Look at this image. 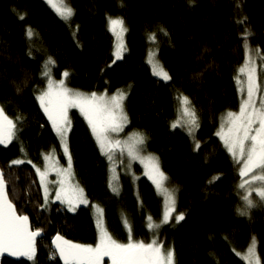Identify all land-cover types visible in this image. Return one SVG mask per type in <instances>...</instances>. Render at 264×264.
I'll return each instance as SVG.
<instances>
[{
  "label": "trees",
  "instance_id": "1",
  "mask_svg": "<svg viewBox=\"0 0 264 264\" xmlns=\"http://www.w3.org/2000/svg\"><path fill=\"white\" fill-rule=\"evenodd\" d=\"M66 2L73 15L64 21L41 0H0V108L16 126L11 142L0 144V170L17 213L44 235L32 259L1 264H61L50 249L56 235L94 246V204L102 207L106 229L121 243L128 241L121 215L134 238L145 243L151 240L148 218L161 222L162 202L151 184L136 167L135 185L123 172L112 180L108 159L76 110L68 115L67 146L74 180L89 206L69 213L57 203H44L33 165L42 167L43 157L59 149L37 96L49 78L60 80L65 72L71 89L124 94V135H143L145 150L158 158L175 191L176 214L185 217L160 224L157 232V242L173 251L174 264H244L237 252L253 240L264 264V204L240 214L238 165L215 135L219 118L239 108L235 72L243 62L244 42L258 47L264 59V0ZM113 17L126 26V52L114 63L107 27ZM151 36L170 76L167 82L154 78L146 64ZM46 64L50 77L43 75ZM179 97H187L195 110L199 126L193 139L172 127ZM104 262L111 264L108 258Z\"/></svg>",
  "mask_w": 264,
  "mask_h": 264
},
{
  "label": "snow or ice",
  "instance_id": "2",
  "mask_svg": "<svg viewBox=\"0 0 264 264\" xmlns=\"http://www.w3.org/2000/svg\"><path fill=\"white\" fill-rule=\"evenodd\" d=\"M47 3L62 19L67 21L72 17L73 9L66 0H47ZM20 18L23 19V16ZM109 28L117 38L115 56L116 59H120L124 50L123 34L126 31L124 21L119 18H110ZM27 35L31 37L33 31L29 29ZM149 39L154 40L155 37L151 36ZM247 47L246 43L245 48L247 49ZM49 63L54 62L50 60ZM148 63L152 67L153 75L159 76L165 81L170 79L169 74L155 60L154 54H149ZM251 63V56L249 55L245 65L239 69L240 73L247 74V99L242 101L238 113L229 112L227 114V129L225 130L222 126L217 133L234 162L237 165H242L239 171L242 182L239 187L247 192V195L243 196L247 208L254 206L251 199L253 191L264 201V97H260L259 106H257V93L260 89L256 82L255 68L251 67ZM44 75L48 76L49 73L46 71ZM63 75L67 77L69 74L65 72ZM237 82L241 83L239 77ZM241 91H244L243 86ZM37 99L60 138L68 161L67 168H60L58 162H54L44 171L39 168L36 169L45 189V202L48 199V172L55 170L57 176L65 177L59 182L56 199L62 204H67L68 210L74 212L79 205H87L88 201L83 195V189L68 183V179L72 176V158L67 146V133L71 127L68 116L69 109H79L87 120L101 153L107 156L110 161L114 159L115 150L119 149L123 153L125 148H127L129 157L132 159L140 158L137 146L144 144V137L142 134L134 133L130 142L123 143L112 138L113 133L123 131L128 123V117L123 109L125 96L122 92L118 91L117 95L111 97H107L106 94L98 96L95 92L85 95L67 88L64 80L54 82L49 79L47 91L43 92ZM181 104L183 105V116L187 118L183 123L189 125L188 131L189 134H192L194 129L199 126L195 110L190 107V101L187 97L181 98ZM177 126H181L180 121L172 124L173 128ZM15 127L13 121L4 114L3 108H0V144L11 142L15 136ZM53 159L52 154L45 156L46 161ZM140 159L145 163V168L148 169L146 174L156 185L158 192L164 195L165 211L162 223L166 224L176 211L175 198L172 192L164 186L167 177L160 171L158 158L148 156ZM12 163L21 164L23 161L15 160ZM112 191L117 192L118 189L112 186ZM96 213L99 238L95 246L73 243L60 235L54 238L53 244L63 260V264H104L105 257L110 259L111 264H174L173 251H165L163 245L155 239L148 243L134 241L127 219L124 220V224L128 227L129 239L126 243L118 242L104 226V210L96 206ZM240 214L244 215L246 212L242 211ZM184 218L183 213L175 216L177 223ZM148 221L147 227L150 230L160 227V225L152 222L151 217L148 218ZM40 235L39 229L35 231L30 229L27 216L17 214L14 204L8 198L3 173H0V254L7 253L11 256L32 259L36 251V238ZM243 259L248 261V264H260L259 257L255 252L254 240Z\"/></svg>",
  "mask_w": 264,
  "mask_h": 264
},
{
  "label": "rangeland",
  "instance_id": "3",
  "mask_svg": "<svg viewBox=\"0 0 264 264\" xmlns=\"http://www.w3.org/2000/svg\"><path fill=\"white\" fill-rule=\"evenodd\" d=\"M42 2H44L61 20H64L62 19L56 12L55 10L47 3V0H41ZM121 19L120 17H113L111 19ZM109 20H107V27H108V30L112 36V40H113V49H112V62H116V61H119L122 59V57L124 56L125 52H126V48H125V32L123 34V44H124V50L122 52V55H121V58L120 59H116V56H115V52H116V46H117V38L115 35H113V33L110 31V28H109ZM65 21V20H64ZM124 27L126 28L125 26V23H124ZM245 35H247L245 33ZM247 43V49L245 48V44ZM150 48L148 50V53L146 55V64L148 65L149 69H150V72L152 74V76L154 78H156L157 80L159 81H162V82H167L163 79H161L159 76H155L153 75V72H152V67L151 65L148 63V60H149V54L152 53L154 54V57H155V60L160 64L159 60L157 59V54H156V50H155V47L153 45V40L150 39ZM157 49V48H156ZM251 56V67H254L255 68V77H256V82L259 86V89L260 91L257 93V106H259V99L260 97H264V59H263V56L261 54V51L258 47L256 46H252L250 45L248 42H244L243 44V62L242 64L237 68L236 72H235V82L237 84V90H238V95H239V99H240V104H239V108H238V111L235 112V113H238L239 112V109H240V105L242 103L243 100L247 99V74L244 73H240L239 69L245 65V62L248 58V56ZM48 72L49 73V65L46 64L45 67H44V72H43V75L45 72ZM45 76V75H44ZM45 77H50V74L48 76H45ZM239 77V80L241 81V83H238L237 82V78ZM51 79L52 81L54 82H58L60 80H64L65 81V86L67 88H69L66 84V77H64V75L62 76V78L60 80H55V79H52V78H49ZM243 86V89L244 91L242 92L241 91V87ZM47 88H48V83L44 89L43 92L47 91ZM71 89V88H69ZM73 91H78L80 93H83L85 95H90L91 93H87V92H82V91H79V90H76V89H71ZM42 92V93H43ZM42 93H40L37 97H39ZM118 91L114 92V94L112 93V95H107V97H111L113 95H117ZM98 96L99 95H105L104 93H96ZM181 98L182 97H179L178 99V104H177V117L176 119L173 121L174 122H177V121H180L181 122V126H177L176 128H179L181 130H183L190 138L193 139L194 137V133L196 131V128L194 129V131L192 132V134H189V131H188V128H189V125L187 124H184V120H186L187 118L183 116V105L181 104ZM124 101V100H123ZM37 102H38V105L40 107V109L42 110L44 116L46 117L53 133L55 134L56 138H57V143H58V149H59V152L58 153H54V152H50L48 153L47 155H50L52 154L54 159L52 161H46L45 160V155L43 157V165L42 167H39V166H36V165H33V168L36 172V175L38 177V182H39V185H40V188H41V192H42V196H43V199H44V203L45 204H48V203H57L59 205H61L62 207H64L67 212L69 213H74L72 211H69L68 210V207H67V204H62L59 200L56 199V192L57 190L59 189V182L60 180L62 179H65L64 176H57V173L55 170H50L48 172V176H47V188H48V199H47V202H45V189H44V186L41 184V181H40V177L36 171L37 168H39L41 171H44L46 167H48L50 164L54 163V162H58V165L60 168H67L68 166V161H67V156L64 154V149H63V146L61 145V142H60V138L57 136L55 130L53 129L52 127V124H51V121H49L47 115L45 114L43 108L40 106V101L37 99ZM191 107V106H190ZM72 110H76L79 115L83 118V120L86 122L88 128L91 130V128L89 127L88 125V122L87 120H85L84 116L80 113L79 109L77 108H72V109H69V112H71ZM227 114L228 113H224L220 118H219V122H218V128H217V131H216V137L219 139V141L221 142L222 146L224 147V149L226 150V152L228 153V155L232 158L231 154L227 151V149L225 148L224 146V143L223 141L220 139V137L217 135V133L221 130L222 126L224 127V129L226 130L227 129V124H226V118H227ZM69 115V113H68ZM172 123V124H173ZM128 123L125 125L123 131L119 132V133H113L112 134V138L113 139H118L120 140L122 143L123 142H130V138L133 136V132L132 133H128L127 135H124V132H125V128L127 127ZM69 132V131H68ZM92 132V131H91ZM67 137H68V133H67ZM95 138V137H94ZM96 141V140H95ZM97 143V142H96ZM98 145V144H97ZM99 147V145H98ZM100 149V148H99ZM137 150H138V154H139V157L140 158H144V157H148V156H153V157H156L155 155L147 152L145 150V147H144V144L143 145H138L137 146ZM69 152V151H68ZM107 158V156H106ZM138 158V159H132L131 157H129L128 153H127V148H125V150L123 151V153L120 152L119 149L115 150L114 152V159L112 161H110L108 158V161H109V165L112 169L111 171V179L112 180H116L118 179V176H119V172H123V174H126L127 177L129 178V181L131 180L133 185H135V182H136V176H135V167L137 169H139L140 171V174H141V177L145 178L150 184L151 186L154 188V191L156 193V195L160 198L161 202H162V219H161V222L160 223H155L154 221H152L154 224H158V225H168V224H173L176 222L175 220V216L177 215L176 212H174L172 214V218L169 220L168 223H162V220H163V215H164V211H165V198H164V195L160 192H158L157 188H156V185L153 183V181L149 178V176L146 174L148 172V169L145 168V163H143L141 161V159ZM157 158V157H156ZM233 159V158H232ZM234 161V160H233ZM159 163V161H158ZM242 165H238V174H239V171H240V167ZM159 167H160V164H159ZM160 171H161V168H160ZM162 172V171H161ZM115 177V178H114ZM242 182V178L240 177L239 175V180H238V191H239V194H240V197H241V203H242V210L241 212H246L248 210H250L251 208H247L246 204H245V201L243 200V196L247 195V192L244 190V189H241L239 187V185L241 184ZM68 183L73 185V186H78L79 188L80 185L77 184L74 180V175H73V171H72V176L71 178L68 179ZM170 192H172L174 198H175V208H176V194H175V191L174 189L168 184V180L165 181V185H164ZM82 189V188H81ZM83 195L85 197V199L87 200L84 192H83ZM251 199L253 200V204H257V203H261V204H264V201H262L260 199V197H258L255 193V191L252 192V195H251ZM88 201V200H87ZM89 206V202L87 205H84V204H81L79 205L76 210L79 208V207H88ZM96 206H99V205H92L90 207V210H91V213H92V216H93V219H94V223H95V228H96V232H97V242L98 243V238H99V230L96 226V219H97V213H96ZM100 208H102L101 206H99ZM240 212V213H241ZM126 219V217L124 215H121V223H122V226L124 227L125 231H126V234L128 236V239H129V232H128V227L125 226L124 224V220ZM103 221H104V215H103ZM128 222V226H130V223L129 221L127 220ZM148 220L147 222L145 223V226L150 234V242L155 239L157 241V232H158V228H154V229H149L147 227L148 225ZM104 226H105V222H104ZM131 228V227H130ZM131 237L134 241H137L134 236L132 235V231H131ZM252 244V242L249 244V246ZM96 245V244H95ZM94 245V246H95ZM249 246L247 247V249L242 253L240 254L239 252H237L239 258L244 262V264H248V261H246L245 259H243L244 255L247 253L248 251V248ZM255 252H256V244H255ZM256 255H257V252H256ZM108 258V257H105L104 258V261L105 259ZM109 259V258H108ZM105 263V262H104Z\"/></svg>",
  "mask_w": 264,
  "mask_h": 264
},
{
  "label": "water",
  "instance_id": "4",
  "mask_svg": "<svg viewBox=\"0 0 264 264\" xmlns=\"http://www.w3.org/2000/svg\"><path fill=\"white\" fill-rule=\"evenodd\" d=\"M0 173H2L1 170H0ZM3 179H4V178H3ZM5 185H6V184H5ZM6 191H7V189H6ZM17 214H18V213H17ZM18 215H19V214H18ZM29 226H30V222H29ZM30 229H31V226H30ZM31 230H32V229H31ZM33 231H34V230H33ZM56 236H57V235H56ZM56 236H54V237L51 239V241H50V249H51L52 252H54V254L56 255L58 261H59L61 264H63V260L60 258L59 253L57 252V250H56V248H55V245L53 244V240H54V238H55ZM43 237H44V235H43V233L41 232V235H40L39 237L36 238V243H37V241H38L39 239H42ZM35 255H36V251H35L34 256H35ZM34 256H33V257H34ZM22 258H27V257L11 256V255H9V254H7V253L0 254V264H1V262H2L3 259H7V260H15V259H22Z\"/></svg>",
  "mask_w": 264,
  "mask_h": 264
},
{
  "label": "bare ground",
  "instance_id": "5",
  "mask_svg": "<svg viewBox=\"0 0 264 264\" xmlns=\"http://www.w3.org/2000/svg\"><path fill=\"white\" fill-rule=\"evenodd\" d=\"M245 37H247V35H245ZM246 39H248V37H247ZM245 42H246V41H245Z\"/></svg>",
  "mask_w": 264,
  "mask_h": 264
}]
</instances>
